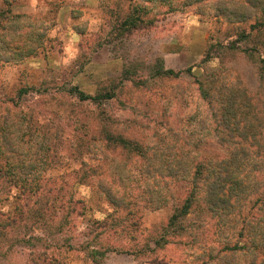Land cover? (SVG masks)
<instances>
[{"label": "rangeland", "instance_id": "rangeland-1", "mask_svg": "<svg viewBox=\"0 0 264 264\" xmlns=\"http://www.w3.org/2000/svg\"><path fill=\"white\" fill-rule=\"evenodd\" d=\"M263 12L264 0H0V264H191L210 238L199 215L152 242L185 189L173 160L197 136L217 153L231 109L245 140L264 141Z\"/></svg>", "mask_w": 264, "mask_h": 264}, {"label": "trees", "instance_id": "trees-1", "mask_svg": "<svg viewBox=\"0 0 264 264\" xmlns=\"http://www.w3.org/2000/svg\"><path fill=\"white\" fill-rule=\"evenodd\" d=\"M154 76L174 77L177 72L160 67ZM205 86L204 82H198L199 98L209 103L211 93ZM74 94L79 100L95 101L97 98L78 90ZM233 103L234 99L230 98L229 105L232 106ZM219 110L221 117V108ZM228 113L233 120V110ZM201 114L196 112L195 117L188 120L194 125L189 134L192 138H195L194 131L199 128L200 134L203 128L205 118ZM214 115L215 112L213 115L211 113V116ZM231 120L219 117L217 119L220 121L219 125L228 127V132H238L237 138H233V134L229 138H219L215 143L217 153L211 155L204 154V149L200 151L202 138L197 136L191 143L193 153L179 155L173 160V174L186 184L185 189L179 201L172 204V212L167 219L164 233L159 240L154 239L152 242L154 246L160 247L159 242L161 245L167 242V239H163L165 231L170 229L172 236H179L184 229L181 219L192 213L199 215L192 228H201L205 221L204 224L210 229V238L198 237L191 264H217L219 261H222L221 264H264V154L259 153V149L262 152L264 150V141L255 143L245 140L244 133L239 130L241 125ZM244 126H247L246 130L254 129L250 125ZM120 142L125 143L121 139ZM252 148L258 152L252 153ZM158 200L164 204L162 197ZM96 252L89 251L92 256ZM235 256L242 258V262L230 263L225 260Z\"/></svg>", "mask_w": 264, "mask_h": 264}, {"label": "crops", "instance_id": "crops-1", "mask_svg": "<svg viewBox=\"0 0 264 264\" xmlns=\"http://www.w3.org/2000/svg\"><path fill=\"white\" fill-rule=\"evenodd\" d=\"M132 255V254H131Z\"/></svg>", "mask_w": 264, "mask_h": 264}]
</instances>
